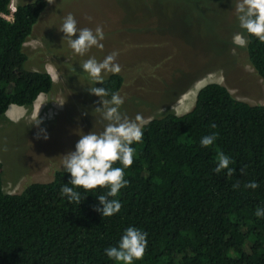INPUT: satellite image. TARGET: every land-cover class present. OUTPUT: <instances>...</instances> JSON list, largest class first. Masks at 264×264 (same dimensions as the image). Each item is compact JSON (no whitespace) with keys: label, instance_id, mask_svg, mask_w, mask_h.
<instances>
[{"label":"trees","instance_id":"1","mask_svg":"<svg viewBox=\"0 0 264 264\" xmlns=\"http://www.w3.org/2000/svg\"><path fill=\"white\" fill-rule=\"evenodd\" d=\"M10 3L0 0V120L10 105L30 110L53 84L45 70L24 68L23 45L47 0L16 5L8 20ZM244 36L247 59L264 82V42ZM122 83L109 73L98 87L118 93ZM142 129L124 168L128 184L110 197L121 208L109 217L95 210L105 187L77 188L79 205L60 195L70 176L63 168L17 194L2 190L0 170V264H117L103 250L129 226L147 233L133 264H264V216L254 215L264 207V104L250 105L211 82L197 90L189 111L166 112ZM212 133L214 143L200 146ZM217 151L230 157L231 175L213 172ZM250 181L258 187L245 188Z\"/></svg>","mask_w":264,"mask_h":264},{"label":"rangeland","instance_id":"2","mask_svg":"<svg viewBox=\"0 0 264 264\" xmlns=\"http://www.w3.org/2000/svg\"><path fill=\"white\" fill-rule=\"evenodd\" d=\"M32 0H10V8ZM237 0H52L39 14L24 43V68L48 72L49 95L41 94L30 110L10 105L0 120L1 187L17 194L30 183H46L62 169L63 154L81 134L99 133L106 121L94 109L98 87L79 65L115 51L123 83L122 114L143 124L166 112L182 115L197 90L215 82L250 105L264 104V82L250 65L245 46L233 39L244 31L235 14ZM12 10L4 17L11 20ZM71 13L78 28L102 26L103 48L74 54L59 31ZM76 34H73V38ZM109 74V73H108ZM107 74V75H108ZM106 75V76H107ZM105 76V77H106ZM106 98V97H105ZM37 120L40 121L36 124ZM142 124V125H143ZM44 129L47 139L38 138Z\"/></svg>","mask_w":264,"mask_h":264},{"label":"clouds","instance_id":"3","mask_svg":"<svg viewBox=\"0 0 264 264\" xmlns=\"http://www.w3.org/2000/svg\"><path fill=\"white\" fill-rule=\"evenodd\" d=\"M49 4L52 0H47ZM235 14L238 27L246 34L256 37L264 42V0H237L235 4ZM77 22L71 13L63 17L59 31L63 33L62 38L67 41L68 47L74 54L83 56L91 47L103 48L101 41L104 39L102 26L96 25L94 29L78 28ZM76 37L73 38V34ZM235 43L241 47L245 46L246 40L240 33L233 37ZM117 53L106 55L98 61L95 57H89L79 65L82 72L91 78L93 85L99 82L101 85L108 73H118L120 66L115 63ZM90 94L99 98L100 106L94 110L100 113L101 118L106 123L99 133L89 131L81 134L76 141L73 150L63 154V170L70 174L67 183L60 187V195L67 199L69 203L75 202L77 205L84 199L77 188L85 191L95 189L97 186L107 188L103 194L96 196L99 206L96 211L101 217H109L119 211L121 203L116 197L118 191L128 184L124 178V168L131 165L134 158V143L142 141V117L137 114L134 119H129L122 114L120 107L124 102V97L117 92L109 93L104 87L92 86L88 89ZM107 97V98H105ZM40 121L37 120L36 124ZM214 127V125H213ZM47 139L44 129L37 133L38 138ZM216 140V134L202 136L199 144L208 147ZM119 161L123 167H114L113 163ZM231 159L222 151L216 152V164L213 172H220L226 169V175H231L233 169L229 167ZM71 185V186H69ZM233 189L239 184H233ZM245 188L256 189V181H250ZM254 215L264 216V207L257 206ZM147 233L140 229L129 226L124 229L117 244L108 246L103 251L104 254L117 264H133L144 254L147 245Z\"/></svg>","mask_w":264,"mask_h":264},{"label":"built area","instance_id":"4","mask_svg":"<svg viewBox=\"0 0 264 264\" xmlns=\"http://www.w3.org/2000/svg\"><path fill=\"white\" fill-rule=\"evenodd\" d=\"M10 10H12L14 12L15 8L14 7H11ZM12 12V13H13ZM12 15V14H11ZM4 17V16H3ZM5 18V17H4Z\"/></svg>","mask_w":264,"mask_h":264}]
</instances>
